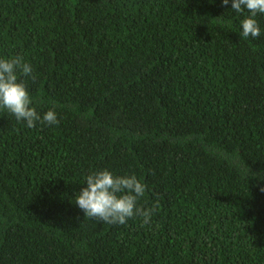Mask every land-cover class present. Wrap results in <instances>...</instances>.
<instances>
[{"label":"trees","instance_id":"obj_1","mask_svg":"<svg viewBox=\"0 0 264 264\" xmlns=\"http://www.w3.org/2000/svg\"><path fill=\"white\" fill-rule=\"evenodd\" d=\"M222 0H0V58L41 116L0 110V264H264V14ZM107 169L151 222L85 218Z\"/></svg>","mask_w":264,"mask_h":264},{"label":"clouds","instance_id":"obj_2","mask_svg":"<svg viewBox=\"0 0 264 264\" xmlns=\"http://www.w3.org/2000/svg\"><path fill=\"white\" fill-rule=\"evenodd\" d=\"M230 0H222V5H229ZM236 13L247 11L250 15L240 21L241 36L245 39L261 35L256 16L264 14V0H231V7ZM19 77L35 79L31 64L22 56L0 58V110H6L18 122H24L33 128L37 122L48 126L57 125L59 120L54 110L46 111L42 116L32 107V98ZM83 187L75 196V205L83 211L85 218L96 219L110 225H124L129 219L139 218L143 225L151 222L157 205L152 208L138 206L146 185L135 175H113L107 169L93 172L85 178ZM264 192V187L260 188Z\"/></svg>","mask_w":264,"mask_h":264}]
</instances>
